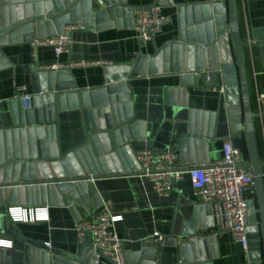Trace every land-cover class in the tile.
I'll list each match as a JSON object with an SVG mask.
<instances>
[{"label":"crops","instance_id":"obj_1","mask_svg":"<svg viewBox=\"0 0 264 264\" xmlns=\"http://www.w3.org/2000/svg\"><path fill=\"white\" fill-rule=\"evenodd\" d=\"M51 1L0 0V5L13 9V15H26L33 13L32 4ZM157 1L84 0L63 21L43 22L42 36L55 34L68 23L84 26L71 33L67 51L58 56L50 47H38L34 55L31 41L24 42L16 37L0 44L2 157L6 156L5 150L9 151V157L13 153H22L23 148L27 152L30 147L35 150L36 140L28 136L31 126L26 121L30 117L22 112L16 92L17 86L24 85L32 94V70H39L40 65L94 62L96 64L87 67L57 71L63 78L54 82V91L59 93L54 98L53 110L48 111L56 123L55 153H72L67 162H77L75 171L81 169L84 175H103L68 182L65 184L68 188L63 191H60L63 183L0 186V229H6L11 222L18 236L0 232V238L12 242L10 249L0 248V264H79L76 258L83 245L89 246V241L79 243L75 225L80 219L97 214L102 203L121 215L115 230L125 241L127 264L249 263L247 253L231 233L219 231L211 208L209 212L199 205L186 172L189 167L220 160L225 141L239 149L242 162L248 159L243 135L230 133L224 95L218 91L219 85L223 84L222 77L213 73L214 78L205 80L207 72L220 66L223 60L233 59L228 41H217L209 49L174 46L168 60H143L129 80L128 97L115 103L119 112L117 117L123 125L111 135L91 136L88 145L80 148L88 134L76 89L104 87L109 77L104 73L105 68L129 66L139 52L150 55L154 47L166 41L217 39L221 33L225 0H164L166 2L160 5L168 22L160 27L153 39L140 45L131 28L132 9L148 7ZM117 4L126 6L121 10L120 25L112 17H109L111 21L87 22L85 16L94 9ZM236 9L245 42L244 60L253 112L264 114V106L258 108L256 102L258 93L264 92V64L257 45L258 41L264 40V0H236ZM163 67L169 70L164 72ZM43 105L51 107L49 103ZM254 126L259 158L264 161V118L255 117ZM143 149L172 151L177 164L183 168L181 179L173 183L168 197H160L148 178L133 172L136 169L133 155ZM50 157L51 154L47 158L48 169L55 178L58 174L51 166ZM27 165H20L18 180L26 173ZM63 199L71 203L65 204ZM9 207H22L32 212L43 208L48 219L12 222L7 213ZM257 219L254 211L251 229H256L253 222ZM169 234L173 235L175 245L158 240ZM147 241L151 242L147 245ZM44 243H49V247ZM89 253L82 264H112L105 258L95 262Z\"/></svg>","mask_w":264,"mask_h":264},{"label":"water","instance_id":"obj_2","mask_svg":"<svg viewBox=\"0 0 264 264\" xmlns=\"http://www.w3.org/2000/svg\"><path fill=\"white\" fill-rule=\"evenodd\" d=\"M83 1L84 0H66V2L63 3L62 0H52L51 3H34L31 5L33 13H27L26 15H20L19 13L13 15V9L5 8L0 5V44L6 42L8 38L12 39L13 37L24 42L32 41L34 35L36 38L44 37L40 34L43 22L48 23L58 19H62L61 21H63L67 18V14ZM167 1L171 2L170 0ZM165 2L164 0H158L156 3L162 4ZM123 7L126 6L121 4L114 5L113 7L101 6L89 12L90 14L85 16V18L88 19L87 22L90 24V22L96 23L104 21L105 19L109 21L112 17L116 19V24L120 25L121 10ZM224 10V23L220 28L221 33L217 39L216 37H205L200 39L189 38L166 41L159 47H154L150 55L139 52L135 61L129 66L105 68L104 73L109 75V77L104 87L76 89L75 94L78 97L82 109L85 129L88 134L86 142L83 143L80 148L88 145V140L91 136L102 134L111 135L114 130L119 129L123 125V122L117 117L119 112L115 103L123 101L128 97L130 91L129 80L137 73V66L142 63L143 60H168V55H172L170 52L173 50L174 46H195L209 49L213 47L217 41H228L232 46L233 59L230 61L223 60L220 66H216L215 69H220L222 82L225 88L224 99L227 108L230 133L234 135L240 132L243 135L248 159L246 162H243L242 165L249 166L253 173L255 199L251 207L252 213L250 220L252 221V214L254 211H256L258 219L254 222V224H256V229H251V227L248 229V261L249 264H264V189L261 172L264 161L259 158L258 154L254 126L256 115L253 112L249 94L244 60L245 42L241 37L236 0H225ZM221 35L222 37L220 38ZM257 45L264 64V40L258 41ZM203 54L206 55V52L204 51ZM168 70L169 69H166V67H163L164 72ZM57 71L33 69L31 72L32 105L28 110L22 109V112L26 117H30L28 118L29 120L26 121L27 124L31 126L28 136L30 139L33 137L34 140H36L35 150L30 147V152H27L26 149L23 148L22 153H19L20 155L13 153L11 157H9L8 150H5L6 156L2 157V154H0V186L2 187L42 183H63L64 185L60 187V191H63L68 188V186L65 185L68 182L103 176L91 174L84 175V171L81 169L75 172L76 175H79H69L67 172L69 168L67 160L72 157V153H67L65 155L55 153L54 146L57 143L56 123L55 118L52 119L50 112L53 110L52 104L54 103V98L57 97L59 93L54 91V82L63 78V76L59 74L60 72ZM210 77L214 78V74L211 73ZM41 94H47V96L45 98L40 97ZM43 103H49L51 107H46ZM31 115H33L32 119ZM52 120L54 122H52ZM48 145L51 147H48ZM108 145H110L109 142ZM48 150L50 151L49 154ZM50 154V158L52 159L51 166L58 174V177L55 178L52 177L48 169L47 158ZM23 163L28 164L24 169L26 173H24L21 180H18L19 168ZM63 202L65 204L71 203L67 199H63ZM202 207L210 212L209 205H204ZM0 232L15 238L18 237L11 222L8 223L6 229H0ZM160 241L164 244L175 245L172 234L161 236ZM89 252L90 247L83 245L80 255L76 258L79 264H82L85 256Z\"/></svg>","mask_w":264,"mask_h":264},{"label":"built area","instance_id":"obj_3","mask_svg":"<svg viewBox=\"0 0 264 264\" xmlns=\"http://www.w3.org/2000/svg\"><path fill=\"white\" fill-rule=\"evenodd\" d=\"M131 28L135 32L140 45L145 44L159 32L160 27L168 22L169 18L162 14V6L155 3L148 7L132 9ZM81 23H68L59 33L34 38L30 42L32 51L38 47H50L58 56L67 51L70 44L71 33L83 28ZM35 55V53H34ZM94 62L80 61L66 64L40 65L39 70H61L76 67H87ZM221 76L220 69L206 73V81L210 74ZM222 77V76H221ZM221 95H225L224 85L218 87ZM21 108H31L33 94L27 92L24 85L16 87ZM256 102L259 107L264 106V92L258 93ZM256 117L264 118V114L254 112ZM136 165L134 173L148 178L152 188L160 197H168L173 183L181 179L183 168L177 164L176 155L172 151L153 152L148 149L136 151L133 155ZM239 149L230 141L222 144V158L213 163L198 167H189L186 172L190 184L196 192L199 205H209L212 217L219 231L231 233L233 239L241 245L247 253L248 229L252 224L250 216L254 202L253 173L249 166L242 165ZM264 177V171L262 173ZM36 211L22 207H9L8 217L12 222H34L48 219L46 209ZM121 215L113 213L104 203L100 211L88 219H80L75 225L79 243L89 241L90 253L95 262L105 258L112 264H127L124 239L120 238L115 230V224L120 221ZM254 223V222H253ZM161 240V237L158 238ZM151 241H147L150 243ZM49 247V243H44ZM11 240L0 238V248L10 249ZM249 264V263H248Z\"/></svg>","mask_w":264,"mask_h":264},{"label":"rangeland","instance_id":"obj_4","mask_svg":"<svg viewBox=\"0 0 264 264\" xmlns=\"http://www.w3.org/2000/svg\"><path fill=\"white\" fill-rule=\"evenodd\" d=\"M77 162L75 161V162H71L70 161V163H69V165H68V169H67V172L69 173V175H73V176H77V175H79V174H75V172L77 171H75V168L78 166V164H76ZM76 164V165H75Z\"/></svg>","mask_w":264,"mask_h":264}]
</instances>
